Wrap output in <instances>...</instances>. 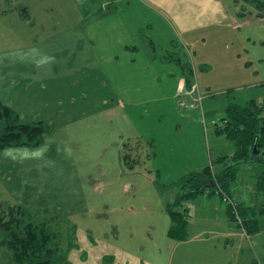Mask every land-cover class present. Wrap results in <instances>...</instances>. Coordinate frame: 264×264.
Returning <instances> with one entry per match:
<instances>
[{
	"label": "rangeland",
	"instance_id": "rangeland-1",
	"mask_svg": "<svg viewBox=\"0 0 264 264\" xmlns=\"http://www.w3.org/2000/svg\"><path fill=\"white\" fill-rule=\"evenodd\" d=\"M38 1L50 7L33 4L26 24L0 13V98L22 122L40 119L51 131L40 146L0 152V211L19 205L24 222L46 225L56 264H224L225 255L264 264V219L236 255L203 234L173 244L163 211L174 182L231 155L214 129L226 103L264 105L258 1ZM25 59H41V74ZM14 73L25 81L5 77ZM188 77L187 99L177 86ZM251 166H240L242 191L263 167ZM2 237L0 264H15Z\"/></svg>",
	"mask_w": 264,
	"mask_h": 264
},
{
	"label": "trees",
	"instance_id": "trees-1",
	"mask_svg": "<svg viewBox=\"0 0 264 264\" xmlns=\"http://www.w3.org/2000/svg\"><path fill=\"white\" fill-rule=\"evenodd\" d=\"M256 1L260 9L264 8V2ZM186 83L190 86L189 77ZM223 109L225 115L221 118V125H215L214 129L233 144L232 153L217 157L202 170L191 172L179 180L181 190L166 207L171 220L168 236L174 240L182 241L188 237L189 215L183 206L185 201L196 198L207 188L221 187L230 193L243 164L264 167V105L256 99L243 104L229 101ZM50 131V125L42 120L22 122L19 115L0 98V152L10 147L40 146ZM129 158V152H125L123 159ZM214 162L221 163L223 168L213 171ZM255 191L262 196L259 206L243 207L240 203L247 234L259 232V216L264 215V168L258 173ZM24 215L19 205L0 211L2 245L12 252L15 264H56L54 235L44 224L24 222Z\"/></svg>",
	"mask_w": 264,
	"mask_h": 264
},
{
	"label": "crops",
	"instance_id": "crops-1",
	"mask_svg": "<svg viewBox=\"0 0 264 264\" xmlns=\"http://www.w3.org/2000/svg\"><path fill=\"white\" fill-rule=\"evenodd\" d=\"M8 1L9 0H4V2L0 3V4H4L3 8H0V13L4 15L10 12H14L15 14H17V20L19 24H26L28 20L30 21L32 20L29 12L31 11V7L33 4L38 9H40L39 12L41 11L42 8L50 7V2L46 3L45 5H41V1L37 2V0H35V3L32 2V4L30 5L29 4L24 5V4L19 3L21 7L16 5L13 9L8 8L9 9L8 10L5 8V5L7 4ZM102 2H103V5L106 4L105 0H102ZM19 38L20 39L26 38L25 33L23 32L22 35H19ZM22 63L25 65V67L30 69L31 73H33L34 75H38V73L41 74L40 70L36 69V66H39L40 63H42L41 59L40 60L39 59H33V60L25 59L23 60ZM0 72L1 73L4 72L3 67L0 69ZM10 75H13V79L15 81H25L26 74L24 73L23 74L22 73L9 74V75H5V77L6 78L11 77ZM3 80L1 81V83L3 82ZM187 87H188V90L190 91V87L187 85L186 80L184 78H181L178 81L177 91L181 92L182 96L188 99L189 96L187 95V92H186ZM180 104L181 105L185 104V98L181 100ZM232 147H233V144H231L230 150H232ZM248 166L249 167L247 168H253V166L251 165H248ZM203 168H199L197 171L202 170ZM212 168H213V171L218 172L223 168V165L221 163L214 162V164L212 165ZM243 168H246V167H243ZM263 168L264 167H259L256 169V171L260 173L263 171ZM257 178L258 176L256 177V181H257ZM174 181H176V179H174L173 182ZM174 185L179 190H177L174 193L173 198H171L163 206V211L166 213V215L169 218V221L166 224L167 231L171 225V220H170L169 214L166 211V207L174 201L175 197L181 190L180 188L181 185L179 181L174 182ZM255 185L256 183H254V185L253 184L251 185L250 187L251 189L247 188V191H242L240 188L237 187V184L234 182V184L232 185V191L229 194L231 197L239 201V203H241L243 207L255 208L256 206H259L260 203L262 202V196L255 191ZM183 206L187 209V213L189 215L188 237L186 240L177 241L168 236L172 240L170 242H173V244H175V242L179 243V242H186V241L187 243H190L193 241L194 237L200 234H203V236H206L207 238L216 239L220 242L222 241L224 245L225 244L233 245L231 249H232V252L236 255H238V253H240L243 250V246H246L244 245L243 242H244L245 237L249 238V234L241 230L240 227L235 224V222L231 218L232 216H231L229 208L218 197H216L212 193L205 194L204 192L192 200L185 201ZM263 219H264V215L259 216L260 230H261ZM196 223L200 224L201 227H203L202 230L197 234H195L194 232L196 228L195 227ZM196 239H201V238H196ZM187 250H189L188 255H196L198 251L193 246L188 247ZM233 259H235L233 256L230 257V256L225 255L224 264H241L240 260L238 259L233 260Z\"/></svg>",
	"mask_w": 264,
	"mask_h": 264
},
{
	"label": "built area",
	"instance_id": "built-area-1",
	"mask_svg": "<svg viewBox=\"0 0 264 264\" xmlns=\"http://www.w3.org/2000/svg\"><path fill=\"white\" fill-rule=\"evenodd\" d=\"M213 194L218 197L230 210L231 216L236 224L241 227L243 231L246 232L244 223H243V216L240 211V203L236 199L230 196L229 192L221 187H216L214 190L212 188L205 189V194ZM247 233V232H246Z\"/></svg>",
	"mask_w": 264,
	"mask_h": 264
}]
</instances>
